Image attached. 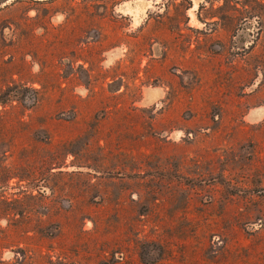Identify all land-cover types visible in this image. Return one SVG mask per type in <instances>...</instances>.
<instances>
[{"label":"rangeland","instance_id":"374dc122","mask_svg":"<svg viewBox=\"0 0 264 264\" xmlns=\"http://www.w3.org/2000/svg\"><path fill=\"white\" fill-rule=\"evenodd\" d=\"M0 221V264H264V0H0Z\"/></svg>","mask_w":264,"mask_h":264},{"label":"clouds","instance_id":"9594fccd","mask_svg":"<svg viewBox=\"0 0 264 264\" xmlns=\"http://www.w3.org/2000/svg\"><path fill=\"white\" fill-rule=\"evenodd\" d=\"M6 223V221H0V226H3Z\"/></svg>","mask_w":264,"mask_h":264},{"label":"bare ground","instance_id":"6f19581e","mask_svg":"<svg viewBox=\"0 0 264 264\" xmlns=\"http://www.w3.org/2000/svg\"><path fill=\"white\" fill-rule=\"evenodd\" d=\"M141 5V4H140ZM136 8V7H135ZM129 9V8H128ZM131 10V9H130ZM127 11V10H126ZM133 11V10H132ZM135 11V10H134ZM136 13V12H135ZM144 14V13H143Z\"/></svg>","mask_w":264,"mask_h":264}]
</instances>
